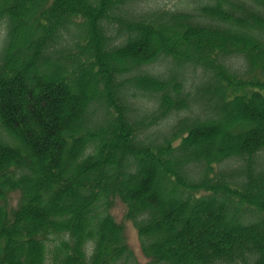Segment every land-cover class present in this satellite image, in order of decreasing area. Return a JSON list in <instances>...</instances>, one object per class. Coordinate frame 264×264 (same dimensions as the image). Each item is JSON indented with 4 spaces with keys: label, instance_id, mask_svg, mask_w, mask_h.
Returning a JSON list of instances; mask_svg holds the SVG:
<instances>
[{
    "label": "trees",
    "instance_id": "1",
    "mask_svg": "<svg viewBox=\"0 0 264 264\" xmlns=\"http://www.w3.org/2000/svg\"><path fill=\"white\" fill-rule=\"evenodd\" d=\"M186 3L0 0V264H264V0Z\"/></svg>",
    "mask_w": 264,
    "mask_h": 264
},
{
    "label": "rangeland",
    "instance_id": "2",
    "mask_svg": "<svg viewBox=\"0 0 264 264\" xmlns=\"http://www.w3.org/2000/svg\"><path fill=\"white\" fill-rule=\"evenodd\" d=\"M187 1L188 0H150V3L152 5H158V6H163L166 8L176 9V8L187 6L188 5L186 3ZM142 5L147 6L149 4L146 1V2H143ZM1 34H2V31L0 29V36ZM163 68H164V64L159 63V62L145 67L147 71L153 72V73H159L160 71L163 70ZM145 98L149 99L148 97H145ZM182 114H185V112L183 111ZM172 120H173V117H169V119H167L166 121L162 123L161 127H166V125L170 123ZM154 131H155V128L153 127L150 129L149 132L154 133ZM16 197L17 195L14 194L13 195L14 200H16ZM125 210H126L125 204L120 199H115L110 209V212L115 218V220L124 226L125 239L130 249L133 251L135 256L138 258L139 263L145 264L148 261V258L144 256L141 250V245H140V240H139V236L137 233V229L135 228L131 220L125 218ZM211 231H213V228H211ZM202 232H203V236L206 237L207 236L206 230Z\"/></svg>",
    "mask_w": 264,
    "mask_h": 264
}]
</instances>
